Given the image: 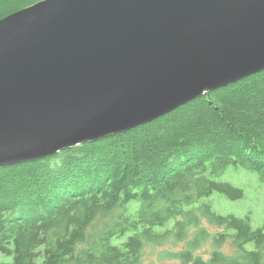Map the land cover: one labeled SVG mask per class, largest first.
Returning a JSON list of instances; mask_svg holds the SVG:
<instances>
[{"label": "trees", "instance_id": "trees-1", "mask_svg": "<svg viewBox=\"0 0 264 264\" xmlns=\"http://www.w3.org/2000/svg\"><path fill=\"white\" fill-rule=\"evenodd\" d=\"M39 1L0 0V19ZM240 167L264 182V71L126 132L0 167L1 264H144L148 247L159 264H264V227L208 200L243 197L215 179Z\"/></svg>", "mask_w": 264, "mask_h": 264}, {"label": "water", "instance_id": "water-1", "mask_svg": "<svg viewBox=\"0 0 264 264\" xmlns=\"http://www.w3.org/2000/svg\"><path fill=\"white\" fill-rule=\"evenodd\" d=\"M264 71V0H42L0 19V167Z\"/></svg>", "mask_w": 264, "mask_h": 264}, {"label": "rangeland", "instance_id": "rangeland-1", "mask_svg": "<svg viewBox=\"0 0 264 264\" xmlns=\"http://www.w3.org/2000/svg\"><path fill=\"white\" fill-rule=\"evenodd\" d=\"M218 181L228 182L243 190V197L239 200H229L222 194L214 193L208 198L214 212L220 215L232 214L239 218L249 216L252 229L264 227V182H261L254 173L238 168H228L215 178ZM107 218H97L89 229V234L101 231ZM213 231V230H211ZM167 247V246H165ZM159 250L148 247L146 249V261L144 264H159L162 260L158 256ZM10 257L0 254V264L9 263ZM41 257L35 260L40 264Z\"/></svg>", "mask_w": 264, "mask_h": 264}, {"label": "bare ground", "instance_id": "bare-ground-1", "mask_svg": "<svg viewBox=\"0 0 264 264\" xmlns=\"http://www.w3.org/2000/svg\"><path fill=\"white\" fill-rule=\"evenodd\" d=\"M90 142V141H89ZM83 144V143H82ZM73 154V153H72ZM73 160V159H72ZM65 163V162H64ZM240 168H242V167H240ZM92 169V168H91ZM256 172V171H255ZM264 178V177H263ZM230 199V198H229ZM240 199V198H239ZM21 226V225H20ZM249 244V243H248Z\"/></svg>", "mask_w": 264, "mask_h": 264}]
</instances>
